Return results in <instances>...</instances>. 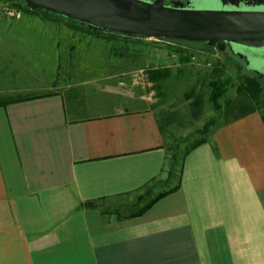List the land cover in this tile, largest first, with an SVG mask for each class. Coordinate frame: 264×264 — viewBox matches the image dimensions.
I'll use <instances>...</instances> for the list:
<instances>
[{
    "label": "crops",
    "instance_id": "0c3cea01",
    "mask_svg": "<svg viewBox=\"0 0 264 264\" xmlns=\"http://www.w3.org/2000/svg\"><path fill=\"white\" fill-rule=\"evenodd\" d=\"M68 106L58 92L0 104V264H264L259 112L212 131L170 184L153 111ZM153 180L145 203L178 187L137 216L102 212Z\"/></svg>",
    "mask_w": 264,
    "mask_h": 264
},
{
    "label": "rangeland",
    "instance_id": "374dc122",
    "mask_svg": "<svg viewBox=\"0 0 264 264\" xmlns=\"http://www.w3.org/2000/svg\"><path fill=\"white\" fill-rule=\"evenodd\" d=\"M163 1L167 4L177 0ZM215 7L216 4L209 1L195 5L197 9ZM179 47L187 50L189 62L179 60L175 52ZM203 49L194 44L161 39L97 36L70 27L64 20L19 11L11 1L0 0V99L58 92L65 96L68 109L75 102L79 116H93L123 107L149 109L159 118L163 112L175 113L177 117L163 125V136L168 156L176 154L180 164L181 155L189 144L201 137L208 138L224 124L226 104L237 99L238 76L252 74L245 70L244 61L229 51ZM216 62L224 65L223 78L232 79L219 99V109H215L208 97L210 79L206 78ZM254 64L264 72V61ZM157 68L168 70L169 77L154 88L147 80V71ZM195 81L198 84L194 95L199 90L203 94L198 116L192 114L188 104L191 99L185 96ZM253 103L264 118V80H261L259 97ZM177 177L175 173L170 184L176 183ZM155 183L153 180L141 193L131 196V204H126L131 206L104 204L103 210L111 214L118 209V216L137 210L145 204L142 199L147 192L155 194ZM112 215L117 217L116 213Z\"/></svg>",
    "mask_w": 264,
    "mask_h": 264
},
{
    "label": "water",
    "instance_id": "95a60500",
    "mask_svg": "<svg viewBox=\"0 0 264 264\" xmlns=\"http://www.w3.org/2000/svg\"><path fill=\"white\" fill-rule=\"evenodd\" d=\"M91 30L129 37L205 42L245 63V70L264 80L255 61H264V0H13ZM212 2L215 8L195 5Z\"/></svg>",
    "mask_w": 264,
    "mask_h": 264
},
{
    "label": "trees",
    "instance_id": "16d2710c",
    "mask_svg": "<svg viewBox=\"0 0 264 264\" xmlns=\"http://www.w3.org/2000/svg\"><path fill=\"white\" fill-rule=\"evenodd\" d=\"M11 1L16 7L17 9L20 11H25L27 13H31L34 15H43L46 17H53L56 20H64L67 22L68 26L73 27L79 31H83V32H87L93 35H97L100 36L102 34H107V35H111V37H117V36H122L124 38H135V39H145V38H140V37H129V36H125L116 32H107V31H95V30H91L88 27H86L85 25H80L78 22L65 18V17H61L58 15H54L51 14L49 12L46 11H36V10H31L30 8H28L24 2L21 1H13V0H9ZM161 40H166V41H174V42H184L186 44H194L197 47H203V50L206 51H210L212 52L213 50L215 51L214 47H210L208 46L205 42H195V41H183V40H168V39H161ZM175 52L178 54L179 56V60L182 63H187L190 61V58H188L187 56V50H185L184 47H179L175 50ZM223 53V52H222ZM221 53V54H222ZM223 71H224V65L220 64V62H216L214 64V66L211 68V70L209 72H207L206 74V78L210 79L207 81L208 86L210 87V92H209V99L210 101L213 103V106L215 107V109H219L220 107V103H219V99L224 95V93L227 91V89L229 88V86L232 84L231 83V78L227 77V78H223ZM169 77V71L168 70H161V69H149L147 71V80L148 82H150L152 85V87L154 88H158L159 87V82L166 80ZM205 78V79H206ZM238 80L239 83L236 87V91H237V99L233 100V101H229L226 104V108H225V120H224V124L234 121L236 119H239L251 112L256 111L255 107L253 106L254 103L256 102L260 91H261V80L258 75L252 73V74H240L238 76ZM198 82L195 81L192 85V87L190 88V90L186 93V99H191L189 101V109H191L192 114H194L195 116H198L202 105H203V94L201 92V90H199V92L194 95L196 87H197ZM51 93H44V94H34V95H16V96H11L10 98H6V99H0V104H6V103H10V102H16V101H21V100H26V99H31L34 97H38V96H42V95H48ZM156 117L157 120V124L161 130V133H164L163 131V125L164 124H170L172 122V118L173 117H177V114H166V113H161L160 118ZM207 126L209 127V124H207ZM206 126V131H207V127ZM207 141V137H201L197 140H195L194 142H192L191 144L188 145V147L184 150V152L181 155V162L180 164L178 163V159H177V155L176 154H172L170 157H167V162H168V181L170 182L172 179H175V173H178V177L177 179L179 180L180 178V174H181V168H182V162L184 160V158L186 157V155L193 150L195 147H197L198 145H200L201 143ZM179 164L178 170H177V166ZM178 184L170 187L168 190L166 191H162L159 194H157L156 196H154L153 198H151L150 200H148L145 204H143L141 207L137 208V210L132 211L128 214L125 215H121L118 216V209H114V212H111L113 214H117V219H121L122 217H132V216H137L142 214L144 211H146L156 200H158L160 197L164 196L165 194L174 191L175 189H177ZM85 205L87 207H97V204H95L92 201H88L85 203ZM127 207V206H126ZM129 207V206H128ZM103 213H105L104 210H102Z\"/></svg>",
    "mask_w": 264,
    "mask_h": 264
},
{
    "label": "flooded vegetation",
    "instance_id": "af4514ba",
    "mask_svg": "<svg viewBox=\"0 0 264 264\" xmlns=\"http://www.w3.org/2000/svg\"><path fill=\"white\" fill-rule=\"evenodd\" d=\"M180 1H182V2H186L187 0H180ZM225 51H229V52H230L229 46H227V48H226ZM244 67H245V65H244Z\"/></svg>",
    "mask_w": 264,
    "mask_h": 264
}]
</instances>
